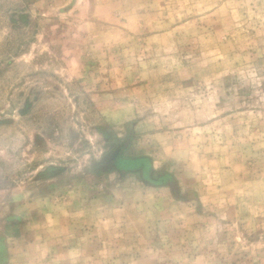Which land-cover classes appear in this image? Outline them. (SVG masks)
I'll list each match as a JSON object with an SVG mask.
<instances>
[{"label":"rangeland","instance_id":"374dc122","mask_svg":"<svg viewBox=\"0 0 264 264\" xmlns=\"http://www.w3.org/2000/svg\"><path fill=\"white\" fill-rule=\"evenodd\" d=\"M0 264H264V0H0Z\"/></svg>","mask_w":264,"mask_h":264},{"label":"water","instance_id":"95a60500","mask_svg":"<svg viewBox=\"0 0 264 264\" xmlns=\"http://www.w3.org/2000/svg\"><path fill=\"white\" fill-rule=\"evenodd\" d=\"M140 160H145L146 161V159H140ZM112 161H113L114 169H117L119 171H126V170L127 171H133L131 168H128V165H130L131 162H134V160L123 158L121 156L120 150L117 153H115V155L112 157ZM152 183L153 184H158L159 182H152Z\"/></svg>","mask_w":264,"mask_h":264},{"label":"flooded vegetation","instance_id":"af4514ba","mask_svg":"<svg viewBox=\"0 0 264 264\" xmlns=\"http://www.w3.org/2000/svg\"><path fill=\"white\" fill-rule=\"evenodd\" d=\"M131 166H135V163L134 162H131L130 163ZM129 166V165H128ZM135 167H138L139 170H141V173L143 172L144 175H148V167H149V163H140L139 165L135 166ZM162 180V179H160ZM161 182V181H160ZM152 183V182H151Z\"/></svg>","mask_w":264,"mask_h":264},{"label":"trees","instance_id":"16d2710c","mask_svg":"<svg viewBox=\"0 0 264 264\" xmlns=\"http://www.w3.org/2000/svg\"><path fill=\"white\" fill-rule=\"evenodd\" d=\"M148 159H146V161H147Z\"/></svg>","mask_w":264,"mask_h":264}]
</instances>
